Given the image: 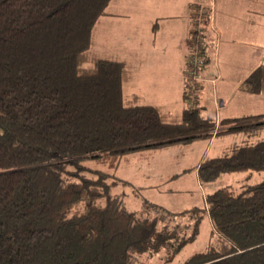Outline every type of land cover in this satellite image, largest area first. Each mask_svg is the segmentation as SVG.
I'll return each instance as SVG.
<instances>
[{
    "label": "trees",
    "instance_id": "obj_1",
    "mask_svg": "<svg viewBox=\"0 0 264 264\" xmlns=\"http://www.w3.org/2000/svg\"><path fill=\"white\" fill-rule=\"evenodd\" d=\"M110 1L0 0V264H136L162 248L171 259L195 237L203 213L212 226L208 246L182 264H264V179L239 190L216 188L205 207L168 213L195 217L185 237L178 223L136 214L112 192L116 183H129L115 174L128 154L225 133L246 137L225 154L205 157L195 167L199 182L261 171L264 113L217 121L183 91L190 104L173 116L125 97L124 61L94 49ZM209 16L204 9L203 28L193 27L185 42L196 48L199 72L209 59ZM263 88L259 64L239 89Z\"/></svg>",
    "mask_w": 264,
    "mask_h": 264
},
{
    "label": "rangeland",
    "instance_id": "obj_2",
    "mask_svg": "<svg viewBox=\"0 0 264 264\" xmlns=\"http://www.w3.org/2000/svg\"><path fill=\"white\" fill-rule=\"evenodd\" d=\"M183 1L185 0H115L112 4H110L111 1L109 2L107 9L117 11L122 8L127 12H132L134 19H138L139 17V20L144 19L146 16V9L152 10L154 8V12L162 15V17L164 14H168V17L164 18V24H162V21L159 23V20H157V25L159 23V25L161 24L162 26L160 35L161 42L166 44L167 47H170L169 50L173 49L176 51V47H178L180 52H182L184 48L186 49V47H184V42L182 43L180 40H182L183 37L185 39V36L184 34L180 36L178 35L181 29L187 28V26L192 24V21L189 23V18L184 17L185 13ZM191 1L196 2V7H193V11L191 12L193 14L192 20L196 25H192L195 30H200L203 28L202 22L204 9L208 12L212 10L203 6L206 4L205 1L210 2V0ZM246 1L247 0H227V2L224 3L222 0H213L211 3L213 4V7H217L218 11L217 13L212 10L215 16L219 17V19L215 18L217 23L223 21L226 14L231 17L234 16L232 13L246 12L244 6ZM248 1L251 5V10H258L259 12L264 13V0ZM225 5L227 11H224ZM132 7H135L134 11L132 10ZM108 18L109 21L105 23L107 26L100 24L99 33L101 35L108 36L107 46L110 48L108 54H118L119 56L122 50H126L128 48V42H131L132 40L129 33L133 26H131L129 18L115 19V16ZM253 19L254 22H252V24H247V26H250L248 28V32L252 34L254 38L258 34H264V14L254 12ZM239 23L240 22L237 23L235 30L242 31L244 27L239 26ZM243 23L244 22H242V24ZM244 33H246L245 35L248 34L246 31ZM210 39L211 37H205L204 42L206 40L205 43L208 41L209 44ZM208 46L210 51L214 45L211 43V45ZM236 48L238 49L236 55L234 54L231 57L233 68H226V70H223L224 74L239 76L244 74L246 71H250L251 69L253 70L256 68L257 64L262 62L264 64V46L257 44L250 46L247 44L242 47L236 46ZM181 55L182 54H180V56ZM195 55L196 48H188V58L190 59L191 56ZM222 55L221 58L223 59ZM126 56H130L129 52L126 53ZM187 56L185 57V62H187ZM181 57L183 58V62L185 58L183 56ZM222 59L221 66L224 64V59ZM214 61L215 57L213 56L211 59H208L205 66L211 68ZM185 68L186 65L183 68L184 70H181L183 90L185 87L183 80L187 79ZM187 69L189 83L187 87H185L184 91L187 93L188 97L195 98L197 97V90L199 83L201 82L200 79H202L200 78L201 71L204 69L202 68L200 72L197 71V77H195V79L192 78L193 76L189 72V65ZM168 81L170 83L175 82L174 80ZM163 84L164 85H162L161 88H164V90L160 89L159 92H156L158 97L163 99L165 98L166 103L172 104V110H179L182 108L183 103L181 95L178 103L176 104L172 99L173 97L176 98V96L172 93L167 94V91H165V82H163ZM165 95L169 98V101ZM190 100H185L186 105L190 104ZM258 103L261 106H264V94L260 96ZM212 104L213 103H211V106ZM207 108L209 107L207 106ZM204 111L206 113L208 112L205 108ZM210 114L211 115L209 117L213 119L214 114ZM260 136H264V131L260 133ZM245 137L246 136L242 134V132L225 133V135H215L211 143H209V140L204 139L194 140L192 143L169 145V147L158 148V150L144 149L130 153L126 156L127 158L124 161L121 160L122 163L115 171V174L123 180L129 181V183H116L112 192L122 198L125 206L128 207L130 211L136 214L144 212L147 213L149 217L154 215L160 218L163 217L164 221L168 222L170 226L178 223L180 234L184 237L189 236L195 228L193 227L195 217H191L188 213L176 216H169L168 213H180L184 210H189L195 207H205L206 195L212 193L216 190V188L231 185L234 186L235 189L239 190V187L242 185L247 186L260 182L264 179V169H261V171L249 170L232 173L227 172L225 174H221L214 182L202 184L198 182L195 172L190 169L200 160L199 158L202 154H204V151H206L205 155L209 157L225 154L226 152H229L235 144L244 140ZM258 138L259 137H256V139ZM176 174L180 175L176 176ZM173 175L176 177H172ZM148 203H155L158 207H156V209L151 205H149V207H145L144 204ZM161 207H163L164 210H162ZM163 219L159 222V227H161ZM211 229L212 226L209 217L207 213H203L198 224L195 237L188 241L185 246L182 247L180 251L177 252L171 259L167 257V252L164 248H162L156 253H145L140 255L136 264H182L185 262L186 258L193 253L206 250L210 241L209 236Z\"/></svg>",
    "mask_w": 264,
    "mask_h": 264
},
{
    "label": "crops",
    "instance_id": "obj_3",
    "mask_svg": "<svg viewBox=\"0 0 264 264\" xmlns=\"http://www.w3.org/2000/svg\"><path fill=\"white\" fill-rule=\"evenodd\" d=\"M114 1L115 0H111L110 4H112ZM212 1L213 0H210V2L205 1L206 4L203 6L208 9L210 8L218 13L217 7H213V4L211 3ZM222 1H224V3L227 2V0H222ZM183 2H184V13H185L184 17L189 18V23H190L191 21L190 5L195 4L196 2H193L191 0L189 1L185 0ZM244 6L246 12L232 13L234 16L231 17L226 14L225 18L220 23H217V21L215 20V18L219 19V17L215 16L212 10H210L211 14L209 16L208 25L203 30V35L205 37L208 38L211 37V39L209 40V44L208 41L205 44L206 46L205 52L209 57V59H211L214 56L215 61L211 66V68L205 66L203 68L204 70L201 72L200 78L202 79H200L201 82L199 83V87L197 90L196 102L198 103V106L201 107L202 114L209 117L211 115L210 113H212L214 114L213 118L216 120H220L225 117H236V116H244L247 114L264 113L263 110L264 106H261L258 103L260 96L264 94V90L261 93L250 94L247 92L245 93L239 89L240 85L245 79V76H247L252 71V69L250 71H246L244 74L239 76H235L233 74H224L223 71L226 70V68L229 69L233 68L231 57L234 54L236 55L238 51L236 46L242 47L247 44H249L250 46L255 44L264 46V34H258L253 38L252 34L248 32V28L250 26H247V24H252V22H254L253 21L254 12H258L260 14H264V13L259 12L258 10H254V11L251 10V5L248 0L244 3ZM132 10L134 11L135 7H132ZM146 10L147 13L145 14L146 16L144 17V19L139 20L140 19L139 17L138 19H134L132 12H127L122 8L118 9L117 11L108 9V11L111 14L101 17L96 25V31L94 34V39H95L94 49L95 51H98L101 54H105L115 59L124 61V69H123L121 83H122L123 95H125V97L132 99L133 96L136 95L138 97L137 101L140 104L146 103L155 106L159 105L164 113L166 114L169 113L170 115L173 116H179L181 111L185 107H187L186 101L183 97L184 96L183 91L185 90V87L183 90L181 70L186 65L185 57L188 54V48L186 47L185 42L187 40V37L189 36L191 29L194 26L191 24L187 26V28L181 29L178 35L180 36L184 34L185 39L183 37L182 40L180 41L182 43L184 42V47H186V49L184 48L182 52H180L178 47H176L177 49L176 51L173 49L169 50L170 47H167L166 44H163L161 42L160 35H161L162 26L161 24L159 25L161 21L162 24L165 23L164 18L168 17L167 16L168 14L166 15L164 14L162 17V15L154 12V8L152 10L149 9ZM224 11H227L226 5ZM111 16H115L116 17L115 19L129 18V20L131 21V26H133L132 30L129 33V36L130 38H132V40L131 42H128V48L126 50L121 51L119 55L120 57L118 56V54H114V55L110 53L108 54L110 49L107 46L108 36L101 35L99 33L100 24H104L105 26H107L105 23L109 21L108 17ZM157 20H159L158 25H157ZM237 21L240 22L239 26L244 27L242 31L235 30L238 23ZM242 22L244 23L242 24ZM154 23H156L157 25L155 30H153ZM245 31L248 33L247 35H245L246 34L244 33ZM211 43L214 46L212 49H210L211 51L210 53L208 45H211ZM128 52L130 56H126V53ZM180 54H182L181 56L185 58V60L183 61L184 63L182 62L183 58L180 56ZM221 55L223 56L224 59V64L222 66H221V62H222ZM260 64H263V62ZM168 80H174L175 82L170 83ZM163 82H165V86H166L165 91H167V94L172 93L174 96H176V98L175 97L172 98L176 104L178 103L179 97L181 95L183 106L179 110H175V109L172 110L171 108L173 107L172 104L166 103L165 98L163 99L158 97V94L156 92H159L160 89L164 90V88H161V86L164 85ZM168 99L169 98H167V100ZM211 103H213L212 106ZM207 106L209 108H207ZM204 108L206 109V111L210 113L208 112L206 113L204 111ZM214 136L203 139L209 140V143H211L213 141ZM203 139H197V140H203ZM205 154L206 151H204V154H202V156L199 158L200 160L193 167L190 168L195 172L198 182L199 179L195 167L201 161H203L205 157H209L206 156ZM126 158L127 157H125L122 161H124ZM178 175L180 174H176V176ZM176 176L173 175L172 177H176Z\"/></svg>",
    "mask_w": 264,
    "mask_h": 264
},
{
    "label": "built area",
    "instance_id": "obj_4",
    "mask_svg": "<svg viewBox=\"0 0 264 264\" xmlns=\"http://www.w3.org/2000/svg\"><path fill=\"white\" fill-rule=\"evenodd\" d=\"M187 63H188L189 68H190L189 72L193 76L192 78L195 79V77H197V71L200 70V66L202 64V61L200 58H198L196 56H191L190 59L188 58Z\"/></svg>",
    "mask_w": 264,
    "mask_h": 264
}]
</instances>
